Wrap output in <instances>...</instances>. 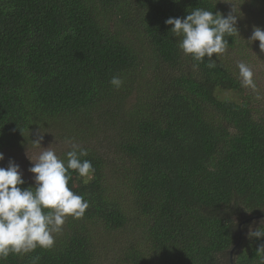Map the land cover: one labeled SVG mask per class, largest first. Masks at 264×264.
<instances>
[{
	"label": "trees",
	"instance_id": "1",
	"mask_svg": "<svg viewBox=\"0 0 264 264\" xmlns=\"http://www.w3.org/2000/svg\"><path fill=\"white\" fill-rule=\"evenodd\" d=\"M232 5L238 33L215 67L185 55L165 23ZM254 26L264 30V0H0V152L42 136L66 159L73 138L95 168L69 181L89 201L83 217L66 218L53 248L3 264H256L264 51L248 41Z\"/></svg>",
	"mask_w": 264,
	"mask_h": 264
},
{
	"label": "clouds",
	"instance_id": "2",
	"mask_svg": "<svg viewBox=\"0 0 264 264\" xmlns=\"http://www.w3.org/2000/svg\"><path fill=\"white\" fill-rule=\"evenodd\" d=\"M178 2V0H174ZM236 13V14H233ZM239 11L232 5V12L222 16L205 8H193L183 17H169L165 23L171 25V31L179 38L178 47L185 55L196 62L210 61L208 67H215L213 54L218 57L226 52L229 43L227 37L238 33L236 24ZM259 41L264 51V30L254 26L248 41ZM243 87L255 88L252 69L244 62L238 65ZM109 83L119 89L124 80L114 75ZM40 136L34 141L40 146ZM70 150L66 159L59 157L54 150L41 152L29 171L34 173L35 186L20 187L25 181L18 164L9 159L7 167H0V264L9 255L23 256L34 252L38 247L51 249L56 235L62 232L67 217L82 218L89 201L75 193L69 187L74 170L79 177L91 179L95 173L92 162L83 159L88 150L67 138ZM4 153L0 152V161ZM249 237H264V228L257 227L248 232ZM256 264H264V244L256 250ZM39 257H33L31 264H38Z\"/></svg>",
	"mask_w": 264,
	"mask_h": 264
},
{
	"label": "rangeland",
	"instance_id": "3",
	"mask_svg": "<svg viewBox=\"0 0 264 264\" xmlns=\"http://www.w3.org/2000/svg\"><path fill=\"white\" fill-rule=\"evenodd\" d=\"M251 20V24H256L257 20H259L258 16H253L252 18L249 19ZM252 25V26H253ZM252 28V27H251ZM217 95L221 98H227V99H235L237 100L238 95H236L235 91L233 90H222L217 92ZM43 138V137H42ZM55 145L56 147L58 144H53L50 141L47 140H40V146H30L29 148L26 149H13V150H7L6 153H4V160L0 161V165L2 167H7L9 159L14 161V163L18 164L20 167V170L22 172V175L28 177L29 179H33L34 173L30 172L29 169L30 167L33 166V163L37 160L39 154L45 150L51 149L50 146ZM115 255V253H114Z\"/></svg>",
	"mask_w": 264,
	"mask_h": 264
}]
</instances>
